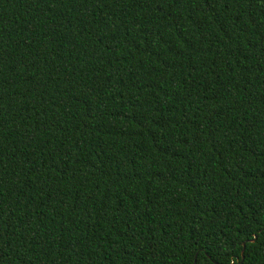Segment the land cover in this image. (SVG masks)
I'll list each match as a JSON object with an SVG mask.
<instances>
[{"label": "trees", "instance_id": "obj_1", "mask_svg": "<svg viewBox=\"0 0 264 264\" xmlns=\"http://www.w3.org/2000/svg\"><path fill=\"white\" fill-rule=\"evenodd\" d=\"M0 264H264V0H0Z\"/></svg>", "mask_w": 264, "mask_h": 264}, {"label": "water", "instance_id": "obj_2", "mask_svg": "<svg viewBox=\"0 0 264 264\" xmlns=\"http://www.w3.org/2000/svg\"><path fill=\"white\" fill-rule=\"evenodd\" d=\"M256 237H257V236H256ZM256 237H255V238H256ZM254 240H255V239H253L252 241H254ZM244 250H245V243H244Z\"/></svg>", "mask_w": 264, "mask_h": 264}]
</instances>
